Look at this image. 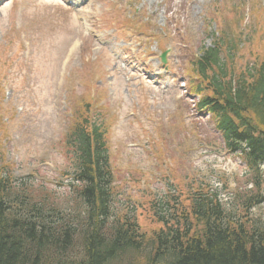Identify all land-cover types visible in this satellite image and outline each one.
<instances>
[{"label":"rangeland","instance_id":"374dc122","mask_svg":"<svg viewBox=\"0 0 264 264\" xmlns=\"http://www.w3.org/2000/svg\"><path fill=\"white\" fill-rule=\"evenodd\" d=\"M220 31L246 35L237 67L260 61L264 0H0V161L15 189L74 207L65 137L88 116L105 131L114 213L146 238L160 195L180 211L206 188L235 206L252 175L197 111L190 64ZM250 214L264 219V202Z\"/></svg>","mask_w":264,"mask_h":264},{"label":"trees","instance_id":"16d2710c","mask_svg":"<svg viewBox=\"0 0 264 264\" xmlns=\"http://www.w3.org/2000/svg\"><path fill=\"white\" fill-rule=\"evenodd\" d=\"M240 47L216 37L192 67L203 85L197 107L213 115L226 149L242 156L254 191L236 196L231 209L206 188L190 194L180 211L160 199L150 211L162 228L146 238L131 217L112 214L105 131L85 116L65 143L74 207L15 189L0 161V264H264V219L250 214L264 202V58L237 67Z\"/></svg>","mask_w":264,"mask_h":264},{"label":"water","instance_id":"95a60500","mask_svg":"<svg viewBox=\"0 0 264 264\" xmlns=\"http://www.w3.org/2000/svg\"><path fill=\"white\" fill-rule=\"evenodd\" d=\"M163 57H164V54L162 55V59H163Z\"/></svg>","mask_w":264,"mask_h":264}]
</instances>
